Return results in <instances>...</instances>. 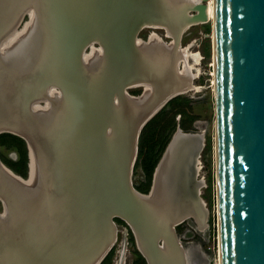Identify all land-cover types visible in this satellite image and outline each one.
<instances>
[{
  "label": "water",
  "instance_id": "1",
  "mask_svg": "<svg viewBox=\"0 0 264 264\" xmlns=\"http://www.w3.org/2000/svg\"><path fill=\"white\" fill-rule=\"evenodd\" d=\"M213 3L218 263L264 264V0ZM207 14L208 0H0V135L27 150L25 178L0 161L10 173L0 169V264H101L114 219L146 264H185L173 226L193 217L207 228L196 181L204 135L175 130L148 193L131 177L143 128L196 89L179 41ZM144 27L172 42H141ZM93 42L103 54L86 63ZM136 86L143 95L130 97Z\"/></svg>",
  "mask_w": 264,
  "mask_h": 264
},
{
  "label": "rangeland",
  "instance_id": "2",
  "mask_svg": "<svg viewBox=\"0 0 264 264\" xmlns=\"http://www.w3.org/2000/svg\"><path fill=\"white\" fill-rule=\"evenodd\" d=\"M28 22V15H23L19 26L15 31L19 32L22 28H24V26H26ZM150 32H154L164 44L168 45L170 43V39L166 38L165 32L162 29H158L155 31L143 30L138 35L139 39L147 41ZM212 36L213 35L211 21L208 23L191 27L182 36L180 45L182 49L186 48L188 50V64L192 67V71L195 74L198 73L194 81V85L197 89L195 91L175 97L181 98V102L177 105L176 109H173L171 112L168 113L167 118L165 119V121H163L164 124L167 119L172 117V115L176 112L174 120L177 124V128L181 129V124H184V126L188 128L187 130L181 129L184 133L194 131L199 135L203 134L206 140V146L202 150L199 157L201 167L197 175V180L202 181L204 183V186L199 189V196L208 212L205 223L207 225V228L200 232L197 229L194 220H187L183 222V224L178 226L175 230L180 238L182 248L184 249L187 264H218V223L214 154L215 107L213 94L214 70L212 54ZM92 47L97 46L95 43H92L90 46H87L83 51L84 54H88ZM140 91L141 88H137L136 90H132L130 94L133 96H138L140 95ZM42 104L43 102L41 101L38 102L37 105L42 106ZM177 112H184L185 115H183V113L180 115ZM188 118H192V122H190ZM151 132L152 131H148L143 137L142 147L140 146V148H138L137 153L138 156L140 151V158L136 160L132 170L131 180L136 190H142L146 188V171H150L155 158L158 156V150L160 146L154 148L148 156V151L152 144L151 140L153 139V135ZM1 136H4V134L0 135V137ZM165 136L166 134L159 139L158 144L164 143L166 139ZM0 142H4L11 145L2 146L3 160L5 162V165L8 168L10 166L16 168L18 171L24 172V162L19 161V153L23 154V158L25 156L24 146L9 137L3 140L0 139ZM165 148L159 155V160ZM151 182L152 175L149 188L151 186ZM113 221L117 227L116 242L114 243L107 255L108 259L106 261V264H133V252L134 250H136L133 236L122 225L115 222V219ZM130 238L133 240H130Z\"/></svg>",
  "mask_w": 264,
  "mask_h": 264
},
{
  "label": "trees",
  "instance_id": "3",
  "mask_svg": "<svg viewBox=\"0 0 264 264\" xmlns=\"http://www.w3.org/2000/svg\"><path fill=\"white\" fill-rule=\"evenodd\" d=\"M181 98H175L173 100H171L157 115L154 116V118L149 121L147 123V125L143 128L141 134H140V137H139V143H138V148H140V146L142 147V139L143 137L146 135V133L148 131H152V137L153 139L151 140V147L149 148V151H148V156H149V153L154 149L156 148L157 146H160L159 150H158V156L155 158L152 166H151V169L150 171H146V179H147V185H146V188L145 189H142V190H139L137 189V191H139L140 193L142 194H146L148 193L149 191V185H150V181H151V175L153 174V170L155 169L158 161H159V155L161 154L162 150L166 147V145L168 144L172 134L175 132L176 128H177V124L174 120L175 118V115H176V112L172 115V117H170L169 119H167V121L163 124V121H165V119L167 118V115L169 112H171L173 109H176L177 105L181 102L180 101ZM178 114H182L185 115L184 112H177ZM190 120V122H192V118H188ZM181 129L183 130H187L188 128L186 126H184V124H181ZM166 134V139L164 141L163 144H158L159 143V139L161 137H163L164 135ZM11 138L13 139L14 141L16 142H19L20 144H22V146H24V149H25V156L23 158V154L22 153H19V161L20 162H24V165H25V171H18L16 168L14 167H10L9 168L17 175L25 178L26 175H27V151H26V147H25V143L15 137V136H12V135H8V134H4V136H1L0 139H5V138ZM2 146H11L7 143H4V142H0V147ZM7 149V147H6ZM9 149V148H8ZM140 151H139V154L137 156V160L140 158ZM26 157V158H25ZM115 222H117L118 224L122 225L125 229H127V231L130 232L131 234V231L129 230V228L127 227V225L122 222L121 220L119 219H115ZM130 240H133L130 238ZM133 256H134V260H133V264H146L145 260L143 259V257L139 254V252L137 250H134L133 252ZM107 259H108V256L104 259V261L101 263V264H106L107 262Z\"/></svg>",
  "mask_w": 264,
  "mask_h": 264
},
{
  "label": "bare ground",
  "instance_id": "4",
  "mask_svg": "<svg viewBox=\"0 0 264 264\" xmlns=\"http://www.w3.org/2000/svg\"><path fill=\"white\" fill-rule=\"evenodd\" d=\"M214 3H213V0H209L208 1V14H207V21L206 22H204V23H208V22H212V25H213V22H214V5H213ZM204 23H199V24H194V25H191V26H188V27H186L183 31H182V33H181V36H180V41H181V38H182V36L191 28V27H194V26H196V25H200V24H204ZM158 29H162V30H164L163 28H148V27H144V28H142L141 30H139V32L137 33V35H136V39H138V40H140L139 39V37H138V35L143 31V30H152V31H154V30H158ZM164 32H165V30H164ZM151 34H154V35H156L154 32H150V34L149 35H151ZM212 35H213V33H212ZM157 36V35H156ZM166 38H169V37H166ZM212 38H213V36H212ZM170 39V43L172 42V38H169ZM10 38L9 39H7V43L6 44H9L10 43ZM141 42H143V43H147L148 42V38H147V41H143L142 39L140 40ZM180 41H179V47H180V49L181 50H183L182 49V47H181V45H180ZM9 42V43H8ZM93 43H95L96 44V46L97 47H92L91 49H90V51L88 52V55H87V57H86V63H90V62H92L93 60H95L96 58H98L99 56H101L102 54H103V49H102V47L98 44V43H96V42H93ZM169 43V44H170ZM168 44V45H169ZM166 45V44H165ZM186 49V48H185ZM4 50H5V48H4ZM3 52H5V51H3ZM186 54H187V58H186V63H187V66H188V69H189V71H190V73L191 74H195L192 70V67L188 64V60H189V54H188V50L186 49ZM85 60V59H84ZM213 66H214V60H213ZM195 79L196 78H193L192 79V81H191V85L194 87V88H196V86L194 85V81H195ZM213 83L215 84V74L213 73ZM51 85H53L55 88H56V90L58 89V87H56L54 84H51ZM214 86V85H213ZM137 88H141V91H140V95H138V96H133V95H131L130 94V92L132 91V90H136ZM197 89V88H196ZM195 89V90H196ZM195 90H192V89H190V90H188L187 92H185V93H183V94H179V95H176V97L177 96H180V95H184V94H186V93H189V92H192V91H195ZM60 91V90H59ZM125 92L130 96V97H135V98H139V97H141L142 95H143V92H144V87L143 86H136V87H131V88H126L125 89ZM175 97V96H174ZM173 97V98H174ZM117 105H118V96H117V94L116 93H114L113 94V103H112V106H113V108L115 109L116 107H117ZM47 106V104L46 103H44V104H42V107L44 108V107H46ZM1 126V130H7L8 128H7V126L6 125H0ZM15 129V128H14ZM181 134H183L182 132H180ZM184 134H190V135H199V134H197V133H184ZM214 141H215V138H214ZM214 146H215V143H214ZM202 152V151H201ZM201 154V153H200ZM200 154H199V157H200ZM32 165V164H31ZM32 168H33V166L31 167V170H32ZM0 169L8 176V177H10V173H9V175H8V173L6 172V171H4L3 169H2V167L0 166ZM30 170V171H31ZM12 179V178H11ZM13 180V179H12ZM14 181V180H13ZM196 181L197 182H199L198 180H197V177H196ZM15 183H16V181H14ZM200 189V188H199ZM200 194H198V196H199ZM199 198H200V196H199ZM201 199V198H200ZM202 201V200H201ZM203 203V202H202ZM0 208H1V211H0V218H4V216H5V204H4V201L2 200V199H0ZM189 219H192V220H194L193 219V217H188V218H186V219H184L181 223H179L178 225H175V226H173V228L175 229V228H177L178 226H180L181 224H183V222H185V221H187V220H189ZM195 222V221H194ZM206 223V222H205ZM196 224V223H195ZM182 250H183V253H184V258H185V264H187V262H186V257H185V252H184V249L182 248ZM219 264V263H218Z\"/></svg>",
  "mask_w": 264,
  "mask_h": 264
},
{
  "label": "flooded vegetation",
  "instance_id": "5",
  "mask_svg": "<svg viewBox=\"0 0 264 264\" xmlns=\"http://www.w3.org/2000/svg\"><path fill=\"white\" fill-rule=\"evenodd\" d=\"M155 31V30H154ZM150 36V35H149ZM149 36H148V38H149ZM3 148L2 147H0V161L5 165V162H4V160H3ZM5 150V149H4ZM6 166V165H5Z\"/></svg>",
  "mask_w": 264,
  "mask_h": 264
}]
</instances>
